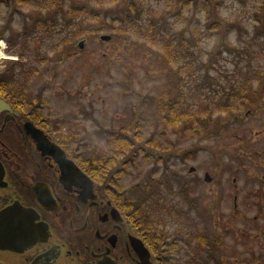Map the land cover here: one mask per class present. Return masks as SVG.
Wrapping results in <instances>:
<instances>
[{
    "label": "rangeland",
    "instance_id": "rangeland-1",
    "mask_svg": "<svg viewBox=\"0 0 264 264\" xmlns=\"http://www.w3.org/2000/svg\"><path fill=\"white\" fill-rule=\"evenodd\" d=\"M214 1L222 3L219 28L194 3L182 8L178 0L171 6L169 0L146 1L141 24L150 12L161 23L168 18L177 37L189 40L185 47L192 55L172 64L161 43L145 46L139 36L91 31L105 22L86 23L87 34L79 37L56 27L38 33V21L63 13L42 0L1 11L0 26L8 25L15 44L4 54L15 57L9 60L17 63L15 79L28 88V98L42 103L49 130L67 144L74 138L75 147L109 158L114 166L124 155L109 139L128 136V156L137 153V163L122 187L145 211L154 232L181 240L183 264H264V134L257 136L264 133V79L255 81L264 69V0ZM102 35L112 40L102 41ZM82 40L85 46L79 49ZM248 84L251 89L260 84L259 107L242 106L239 100L238 109L228 112ZM223 104L229 108L220 109ZM173 105L181 115L188 110L199 117L204 107L212 112L201 123L205 127L196 124L183 132L182 124L165 121H171L168 108ZM148 139L154 147H167L168 160L148 162ZM169 160L175 164L167 168L164 161ZM206 172L211 183L204 181ZM196 179L202 184L191 195L195 207L189 210L180 189L183 183L194 187ZM202 234L206 248L199 240Z\"/></svg>",
    "mask_w": 264,
    "mask_h": 264
},
{
    "label": "flooded vegetation",
    "instance_id": "flooded-vegetation-1",
    "mask_svg": "<svg viewBox=\"0 0 264 264\" xmlns=\"http://www.w3.org/2000/svg\"><path fill=\"white\" fill-rule=\"evenodd\" d=\"M8 8V0H0V19L1 11ZM1 42L0 264H142L133 245L135 238L145 244L153 264H183L181 240L160 239L162 234L152 230L145 211L122 187L137 163V153H121L122 161L111 166V161L98 160L75 147L74 138L67 144L50 131L41 104L28 103L24 87L20 89L17 80L11 78L13 63L2 60L5 49L15 45L10 42L6 23L0 26ZM251 85L255 88L253 82ZM251 85L243 91L244 101L256 110L260 84L259 91ZM36 131L60 146L69 162L62 151L42 143ZM263 134L259 131L257 136ZM262 142L264 148V138ZM146 146L152 165L168 160L166 146ZM178 156H183L179 162L183 161L184 150ZM170 162L164 161V165L175 164ZM201 184V179H196L194 187L186 183L181 186L183 204L189 210L195 204L189 199Z\"/></svg>",
    "mask_w": 264,
    "mask_h": 264
},
{
    "label": "trees",
    "instance_id": "trees-1",
    "mask_svg": "<svg viewBox=\"0 0 264 264\" xmlns=\"http://www.w3.org/2000/svg\"><path fill=\"white\" fill-rule=\"evenodd\" d=\"M33 0H9L8 4H18L21 6H27ZM50 8H59L63 11V13H59L55 11L51 14V19L48 21L47 19L40 20L37 22L36 32L38 33H50L52 32L53 28L56 27V30L59 32L74 34L76 37L81 35H86V31L84 27L86 23L90 21H94L96 23H108V25L97 29L95 25L91 26L92 32H98L100 30H110L112 32H117L118 35L125 36V39H130L131 35L139 36L145 46L149 43L156 45L157 43H161L164 48L166 49L165 56L170 64L177 62L180 56L190 57L191 51L186 49V44L189 40L185 37L179 38L177 37V31H174L169 24V19L166 18L164 22H160V19L154 17L150 12H147L149 17L147 18L146 22L141 24L144 20V15L146 12L145 3L147 0H95L94 3L89 2L86 0L84 3H78L77 0H42ZM174 0H169L170 6L173 4ZM179 3L182 5V8L189 7L192 3L196 6H199L201 10L205 13L206 19L211 22V24L215 25L214 28H219V23L216 20L218 15L219 6L222 4L219 1L214 0H178ZM110 2V4H107ZM69 6V12L65 13L64 6ZM71 11H74L73 17L70 19ZM213 19L214 22H213ZM217 25V26H216ZM31 32L32 29H31ZM138 37V38H139ZM69 41L68 38L65 39V43ZM260 79H264V69L260 73ZM26 97L28 96V88H26L25 92ZM234 98V97H233ZM241 98V99H240ZM28 99V97H27ZM236 102L230 106L227 104H223L220 109L226 110L229 108L228 112L231 109L235 111L238 109L236 107L237 101H241L242 106H251L244 101V93L240 95V92L236 95ZM31 101L28 100V103ZM33 105L41 103L37 100H32ZM233 102V101H232ZM35 103V104H34ZM238 105V104H237ZM174 107V108H173ZM204 111L199 114L197 117L194 114V111L189 112L188 110L185 113H182V118L179 116L180 113H177L176 106H172L168 108L169 113L172 115L171 121L165 120L166 123L171 125H177L179 123L183 125V132H187L186 130H192L196 124L205 125L204 118L207 117L211 112L212 108L204 107ZM201 115V117H200ZM194 125V126H193ZM201 125L202 127H205ZM178 128V126H177ZM177 131H181V129H177ZM114 139H109L111 145H115V149L118 150L120 153H129L131 151V142L127 139L128 136L125 134H116ZM148 139L146 144L151 143ZM154 143V142H153ZM147 153V152H146ZM98 160H108L109 158L100 157V156H93ZM187 198V195H186ZM186 203H190L186 199ZM191 204V203H190ZM194 205L191 206L193 208ZM145 217V216H144ZM147 224V221L145 222ZM160 239H170L167 234H163ZM179 238H176L178 240ZM200 243L204 248L207 246V238L205 235H199Z\"/></svg>",
    "mask_w": 264,
    "mask_h": 264
},
{
    "label": "water",
    "instance_id": "water-1",
    "mask_svg": "<svg viewBox=\"0 0 264 264\" xmlns=\"http://www.w3.org/2000/svg\"><path fill=\"white\" fill-rule=\"evenodd\" d=\"M101 40L102 41H106V42H108V41H110L111 40V36H109V35H103V36H101ZM84 45H85V42L84 41H81L80 43H79V48L80 49H82V48H84ZM35 134H36V136L38 137V139L42 142V143H44V144H47V145H49V147H55L56 149H59V151H62L61 153L64 155V158H65V161L66 162H69L67 159H66V157H65V153H64V151L59 147V146H56L55 144H51V142H49L48 141V139L46 138V136L43 134V132H40V131H36V132H34ZM72 163V165L75 167V169L79 172V173H81V171L79 170V168H77V166L73 163V162H71ZM193 171H195V169L194 168H192V169H190V172L192 173ZM82 174V173H81ZM83 175V174H82ZM205 181L206 182H208V183H210V182H212V177L210 176V174L209 173H207L206 175H205ZM136 239V241H135V243H133V245H134V247H135V249H137V253H138V255L142 258V264H153L152 262H151V254H150V252H149V250L146 248V246H145V244L142 242V240H140L139 238H135Z\"/></svg>",
    "mask_w": 264,
    "mask_h": 264
},
{
    "label": "bare ground",
    "instance_id": "bare-ground-1",
    "mask_svg": "<svg viewBox=\"0 0 264 264\" xmlns=\"http://www.w3.org/2000/svg\"><path fill=\"white\" fill-rule=\"evenodd\" d=\"M20 62H22V61H20Z\"/></svg>",
    "mask_w": 264,
    "mask_h": 264
}]
</instances>
